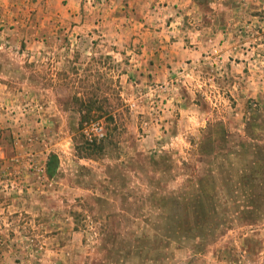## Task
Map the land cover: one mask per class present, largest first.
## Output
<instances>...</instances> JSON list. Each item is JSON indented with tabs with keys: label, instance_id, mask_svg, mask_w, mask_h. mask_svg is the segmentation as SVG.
I'll list each match as a JSON object with an SVG mask.
<instances>
[{
	"label": "rangeland",
	"instance_id": "1",
	"mask_svg": "<svg viewBox=\"0 0 264 264\" xmlns=\"http://www.w3.org/2000/svg\"><path fill=\"white\" fill-rule=\"evenodd\" d=\"M109 2L0 0V264H264V0L176 5L163 68Z\"/></svg>",
	"mask_w": 264,
	"mask_h": 264
},
{
	"label": "crops",
	"instance_id": "2",
	"mask_svg": "<svg viewBox=\"0 0 264 264\" xmlns=\"http://www.w3.org/2000/svg\"><path fill=\"white\" fill-rule=\"evenodd\" d=\"M110 0L109 6L112 7V10H116L119 6L123 9L124 12H128L130 14V21H135V23H142L143 26H147L145 29L151 30V27H154L153 34L159 36V38L163 36H173V39L170 43L165 44L164 46L160 42L159 44H155L154 46H149L146 44L144 47H141L142 53H144L146 50L153 52V58L151 57L150 63L151 67L154 66V68H163V60L157 59L156 54H159L161 56V52L163 49H167L171 53H178V55L183 54L182 52H196V51H204L201 45H195L192 46H180L178 42V38L180 37L182 33V27L172 29L175 24H180V20H184L182 15L183 12H180L179 10H175V6L177 5L178 8L181 7L183 4V1L187 0ZM121 3V4H119ZM176 12V13H175ZM176 14L175 16H173ZM127 15V14H126ZM158 20L164 21V24L158 23ZM161 25H164V27H167V31L162 28L160 31L157 30ZM80 33L77 34V36ZM170 34V35H168ZM78 38L81 40L82 35H79ZM161 41V40H160ZM193 43V42H191ZM139 51V52H140ZM142 56V55H141ZM149 58L145 59L144 54L142 57H139L136 59L135 67H138L141 65H145L146 61H148ZM166 65L172 64L173 60H166L164 61ZM177 63V62H176ZM147 68L150 66L147 64ZM58 169V168H57Z\"/></svg>",
	"mask_w": 264,
	"mask_h": 264
},
{
	"label": "trees",
	"instance_id": "3",
	"mask_svg": "<svg viewBox=\"0 0 264 264\" xmlns=\"http://www.w3.org/2000/svg\"><path fill=\"white\" fill-rule=\"evenodd\" d=\"M87 118H91V116H89V115H83V119L85 120V119H87ZM109 120H113V121H115V117H114V115L112 114V115H110V117H109ZM95 148H97V149H99V150H102L103 148H104V144H97V143H95L94 145H93ZM88 150H90V151H83L84 153H82V151H81V153H79L80 154V156L81 157H87V158H94L93 156H94V150L93 149H91V148H87ZM52 162H54V163H52ZM57 168H58V157H57V155H52L51 157H50V160H49V167H48V170H49V173L51 174V175H53V174H55L56 173V171H57Z\"/></svg>",
	"mask_w": 264,
	"mask_h": 264
},
{
	"label": "built area",
	"instance_id": "4",
	"mask_svg": "<svg viewBox=\"0 0 264 264\" xmlns=\"http://www.w3.org/2000/svg\"><path fill=\"white\" fill-rule=\"evenodd\" d=\"M102 130H103V128L102 127H96V132H97V134L99 135V136H103L104 135V133L102 132Z\"/></svg>",
	"mask_w": 264,
	"mask_h": 264
}]
</instances>
